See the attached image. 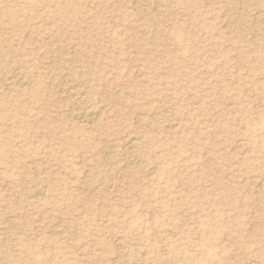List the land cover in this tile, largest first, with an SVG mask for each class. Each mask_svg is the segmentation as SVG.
<instances>
[{
  "label": "rangeland",
  "instance_id": "obj_1",
  "mask_svg": "<svg viewBox=\"0 0 264 264\" xmlns=\"http://www.w3.org/2000/svg\"><path fill=\"white\" fill-rule=\"evenodd\" d=\"M254 180L264 0H0V264H264Z\"/></svg>",
  "mask_w": 264,
  "mask_h": 264
},
{
  "label": "bare ground",
  "instance_id": "obj_2",
  "mask_svg": "<svg viewBox=\"0 0 264 264\" xmlns=\"http://www.w3.org/2000/svg\"><path fill=\"white\" fill-rule=\"evenodd\" d=\"M27 79V78H26ZM76 107V106H75ZM95 114V113H94ZM93 113L92 114H84L83 115V120H88L90 117H92V115H94ZM93 118V117H92ZM140 121L139 122H141V123H143V124H147L149 121L145 118V117H142V116H140L139 118H138ZM87 123V122H86ZM94 123V122H93ZM173 125V124H172ZM242 142V141H241ZM129 150H130V152L132 153L131 155H132V157L133 158H136V152H137V150L139 149V143L137 142V141H135L134 139H127V140H125V144H124ZM124 150V149H123ZM129 152V153H130ZM130 155V156H131ZM133 160V159H132ZM131 160V161H132ZM120 177V176H119ZM252 185L253 186H255V187H260V188H263L264 187V185L263 184H261L260 182H258L257 180H254V181H252ZM111 187V186H110ZM39 195V194H38ZM64 221V220H63ZM61 232V231H60Z\"/></svg>",
  "mask_w": 264,
  "mask_h": 264
}]
</instances>
